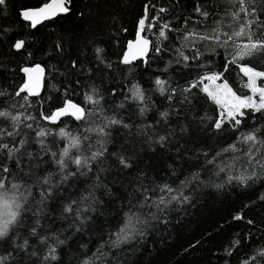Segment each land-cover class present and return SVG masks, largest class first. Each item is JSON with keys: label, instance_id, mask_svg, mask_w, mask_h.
Wrapping results in <instances>:
<instances>
[{"label": "trees", "instance_id": "obj_1", "mask_svg": "<svg viewBox=\"0 0 264 264\" xmlns=\"http://www.w3.org/2000/svg\"><path fill=\"white\" fill-rule=\"evenodd\" d=\"M47 1L5 0L0 5V111L36 117L35 121H24L33 124L32 129L21 125L28 140L21 153L8 160L7 152L0 150V165L9 168L7 173L0 172V177H6L8 198L23 205L22 223L14 229L15 234L0 240V257L7 258L4 264H81L86 256H99L97 249L105 254L102 264H243L264 247V179L250 180L247 185L227 181L229 175L251 171L245 155L249 144L237 143V137L240 132L259 128L258 135L264 138V114L244 109L246 115L238 129L225 124L216 130L213 121L219 116L218 105L202 91L207 80H202L204 76L223 73L221 79L227 80L238 96H251L241 66L264 71V51L235 63L229 61L237 52L233 35L242 25L254 21L240 36L241 41H248L249 31L253 40L264 41V0H245L249 15L240 11L239 0H66L68 12L35 28L20 18L22 10ZM146 5L148 18L141 34L151 42V48L142 58L124 64L126 46L139 31ZM198 7L209 15H201ZM160 8L167 11L159 12ZM234 12L239 15L234 17ZM157 14L159 18L153 21ZM165 22L174 29L165 30L167 39L159 37L160 25ZM150 23L153 27L149 29ZM213 30L218 31L219 41L200 38L211 36ZM189 33L194 35L185 39ZM225 33L232 36L226 46L221 43ZM21 39L25 45L17 50L14 44ZM181 52L189 59L184 60ZM35 65L44 69L42 88L25 102L22 97L28 95L26 92L20 96L15 93L25 82L23 69ZM157 78L166 82L163 94L155 83ZM134 84L143 90L144 104L131 99L129 90ZM259 84L264 86V78H259ZM89 96L99 103L88 100ZM68 100L85 109L84 119L71 115L56 123L41 119V112L55 111ZM165 111L169 116L162 120L160 113ZM112 117L131 128L113 125L106 129L110 136L104 138V157L92 162L91 171L69 177L44 199L41 192L49 186L42 183L43 177L51 173L54 182L60 179L46 150L58 156L68 143L58 135L59 129L89 137L80 150L72 149L71 155L90 156L99 149L97 140L101 137L87 130L103 126ZM0 127L11 130V120L0 117ZM38 128L50 132L43 146L35 134ZM159 136L168 138L163 145L156 142ZM3 142L11 145L12 139L5 137ZM233 143H237V151L222 152L215 163H207ZM256 147L264 153V147ZM120 156L128 159L131 167L120 165ZM229 164L231 168L219 170L218 165ZM69 170H75L70 162ZM194 174L198 179L183 188L188 202L161 205L162 211L151 203L159 186L167 183L175 188L180 180ZM13 184L20 187L15 189ZM87 191H94L95 202L80 205ZM146 195L151 198L148 204L144 202ZM74 200L73 211L65 212L64 207ZM88 204L91 206L78 218V208ZM131 213L140 220L136 235L114 247L115 234ZM238 215L243 218L235 219ZM34 226L36 235L31 233ZM44 236L49 239L41 243ZM57 238L64 243L56 244ZM24 240L28 241L26 250L17 247ZM236 240L239 245L227 255L226 249ZM53 245L55 260L49 257ZM94 264H101V260H94Z\"/></svg>", "mask_w": 264, "mask_h": 264}, {"label": "snow or ice", "instance_id": "obj_2", "mask_svg": "<svg viewBox=\"0 0 264 264\" xmlns=\"http://www.w3.org/2000/svg\"><path fill=\"white\" fill-rule=\"evenodd\" d=\"M240 3V11L245 15H249V11L247 7H245V0H239ZM5 0H0V5H4ZM65 0H51V2H45L41 7L35 9H29L22 12V18L25 21L30 22L31 27L35 28L37 24H39L42 20L49 19L50 17L63 12L66 13L69 11L67 7L64 6ZM148 6H145V16L139 20V31L136 33V39L134 41L128 42V51L124 53L122 62L124 64H129L132 60L136 59L138 56L145 55L148 51V46L151 43L147 38L141 35L145 31V21L147 17ZM167 9L160 8L159 12H166ZM197 11L200 12L201 15L207 17L209 13L207 11H202L199 7ZM255 13V8H252L251 14ZM238 12H234L233 16H238ZM159 18V14L156 17H153V21ZM258 19V18H257ZM252 23L254 21H249L248 24L242 25L241 30L239 32L234 33L235 36L239 37L244 34L245 28L251 29ZM149 29L153 27V24L150 23L148 25ZM165 30L173 31L170 27V24L165 22L160 25L159 37L163 39H167V33ZM194 35L193 33H189L185 36V39H188L189 36ZM226 39L221 41L223 45H227L230 40H232V36L227 33L224 34ZM201 39H213L220 40V36L217 30H213V34L211 36H201ZM25 45L24 40H17L14 44V47L19 50L23 48ZM59 48L60 46L57 45ZM102 49H97V52H101ZM156 51L159 52L160 48L156 47ZM264 51V41L261 40H253L251 32L248 34V43L244 44L240 47L237 52L234 54L233 59L229 61V63H235L237 59H243L245 56H252L254 54L260 53ZM183 56V53H180ZM184 60H188V56H183ZM75 66V64L73 65ZM23 71L28 74V80L19 88V90L15 93L16 96H20L21 93H27L22 97L25 102H28V97L30 95L38 94L39 88V80L43 74L44 69H42L39 65H36L34 68H24ZM225 71H227V64L225 65ZM241 71L245 76L248 77L247 87H249L253 93L252 96H238L231 87L227 80H224L223 83L216 85L215 91H210L207 85L202 89V91L206 92L209 97L212 98L213 101L220 107L221 111L216 120L213 121V126L216 130H221L225 124H229L234 130L238 129L242 124V118L245 117L244 109H252L255 112H260L264 114V87H257V79L264 78V71H256L252 67L248 65H242ZM35 74V76L33 75ZM223 73H214L211 76H204L203 79H207L209 81L215 82L216 80L221 79ZM201 81L194 82L190 85V88L197 87L198 83H202ZM156 85L159 86V91L163 94L165 92V81L157 78L155 81ZM189 89H185L188 91ZM95 91V90H94ZM131 93V99L138 100L141 104H144L146 101L145 94L141 87L138 84H134L132 88L129 90ZM172 91H175L174 89ZM259 93V102L253 99ZM3 93L0 92V95ZM88 100L92 101V97H87ZM128 99V97H126ZM171 99V96H169ZM93 103H99L98 100L92 101ZM123 107V104L120 105ZM146 111V106L140 108V112L144 113ZM23 115V120H21V116ZM71 115L76 120H82L85 118V109L71 100L65 102L63 107L57 108L55 111L50 112H41L40 117L45 121H49L52 123H56L61 117ZM161 119L166 120L169 116L167 111L160 113ZM0 117H3L5 120H11V130L0 127V150L7 152V159L12 160L13 157L16 156L17 153H21L22 149H25V145H27L28 140L25 138L27 133L22 131L21 125L24 128L32 129L33 124L24 123V121L28 120H36L35 116L32 115H24L21 114H12L9 111H0ZM113 125H122L124 128H131V125L124 123L122 119H118L115 117L108 118L107 123L103 126L97 127L96 129H88L87 131H95L101 139L97 140V144L100 145L99 149L91 152L90 156L86 155H71L72 149L80 150L85 141L89 140V137L84 136H73L71 132L66 131L65 128L61 127L59 129L58 135L61 138H64L68 141L67 145L63 147L59 155L57 156L56 152H52L50 149L46 150V154L50 152L51 157L53 158V163L58 168V173L60 175V179L57 182H54L52 179V174L49 173L47 176L43 177L42 183L44 185H48L46 191L41 192V196L44 199H47L52 195L53 189L60 187V185L67 181L69 177L75 176L77 174L85 175L86 171L92 170V162L97 161L98 159L104 157L107 152L106 143L107 140L105 137H109L110 133L106 131V129L111 128ZM147 127H151L148 125ZM183 130V129H182ZM259 128H255L248 132H240V135L237 137V143H246L249 144V150L245 153L248 157V164L251 166V171H247L244 174L238 176L229 175L227 181L230 183L233 180L238 181L242 185H247L248 181L255 179H264V153H261V148L256 147L259 144L261 147H264V138H261L258 133H260ZM36 137L39 138L38 142L41 146L44 145V138L50 134L49 131L44 128L36 129ZM5 137L11 138L12 143L3 142ZM16 137H21L19 140H16ZM167 136H159L157 143L163 145L167 141ZM237 143H233L228 145L226 148L222 149L221 152L216 153L212 159L208 160V164H213L216 162L217 157H219L222 152L237 151ZM91 147V145H89ZM26 152V150H25ZM23 154V153H22ZM28 156L32 154L30 152H26ZM115 155V153H113ZM19 158H17V163H19ZM69 162L75 165V170H69ZM119 164L124 168L131 167V164L128 159H125L123 156L119 157ZM219 170L221 172L225 171L226 168H231L232 165H223L219 166ZM86 170V171H83ZM259 170V171H258ZM0 172L7 173L9 172V168L3 165H0ZM6 177H0V240H7L13 236L14 229H16L21 223V212L23 211V205L21 203H17L14 199L9 200L5 185ZM198 176L193 175L191 179L185 178L180 180L175 188L170 184H164L158 187L157 190H154V195L158 192V196L155 199H152L151 203L155 205V207L162 211L163 209L160 207L163 205L167 207L168 204L173 201L177 203H186L189 200V197L184 195L183 188L185 185L192 183L197 180ZM13 188L18 189L20 185L13 184ZM218 188L223 187V185H217ZM147 191V190H145ZM29 195L31 193L29 192ZM151 198L147 195L145 196L144 202L148 204ZM264 199V197H262ZM85 201L95 202V193L94 191H87L85 194L81 196L79 201L80 205H84ZM42 202V201H41ZM77 201H72L68 205L64 207V211L71 213L73 211V205H76ZM91 204H88L86 207H80L77 210V217L79 218L80 213L82 211L87 210V207H90ZM151 206V205H149ZM243 217L238 215L235 219H242ZM37 221V225H38ZM140 223L139 217L135 216V213L127 214V218L124 222V225L119 229V231L115 234L116 240L112 241L114 247H118L121 243H125L128 240L132 239L137 232L136 224ZM249 224L253 223L251 220L248 221ZM31 233L36 235L37 228L34 226L31 229ZM142 234V233H141ZM49 237L44 236L41 237V243L46 242ZM63 240L56 239V244H63ZM239 240L234 242L232 248L226 249V254L231 255L232 251L236 246L239 245ZM28 246V241L24 240L22 244L17 245L18 248L26 250ZM99 256L97 253H93L92 257L86 256L85 259L81 262V264H94V260H101L105 255L100 252V249H97ZM49 257L53 260L57 259L56 256V246L53 245L49 248ZM6 257H0V264H4ZM48 259V257H45ZM243 264H264V247H261L255 252L247 257Z\"/></svg>", "mask_w": 264, "mask_h": 264}, {"label": "rangeland", "instance_id": "obj_3", "mask_svg": "<svg viewBox=\"0 0 264 264\" xmlns=\"http://www.w3.org/2000/svg\"><path fill=\"white\" fill-rule=\"evenodd\" d=\"M240 30H241V28H240ZM239 30V31H240ZM245 30H246V28H245ZM244 30V31H245ZM243 35H241V37H242ZM233 37H234V40H233V43H232V45L238 50L240 47H242L244 44H246V43H248V41H241V37L239 36V37H237V36H235V35H233ZM223 79H219V80H216L215 82H212V81H209V80H206V82H205V84H204V87H205V85H207V87L209 88V90L210 91H215L216 90V85H219V84H221V83H223ZM257 87H264V86H262L261 84H259V79H257ZM253 95V93L251 94V96ZM253 99L255 100V101H257V102H259V93H257L255 96H253ZM218 108H219V113H220V111H221V109H220V107L218 106ZM244 111V110H243Z\"/></svg>", "mask_w": 264, "mask_h": 264}, {"label": "water", "instance_id": "obj_4", "mask_svg": "<svg viewBox=\"0 0 264 264\" xmlns=\"http://www.w3.org/2000/svg\"><path fill=\"white\" fill-rule=\"evenodd\" d=\"M47 2H51V0H49V1H47ZM42 6V5H41ZM41 6H39V7H41ZM64 6L66 7V0H65V4H64ZM38 8V7H37ZM30 9H35V8H30ZM25 10H29V9H25ZM25 10H22L21 11V13H20V18L24 21V22H26V23H29L30 24V22H28V21H25L23 18H22V12L23 11H25ZM61 14H64L63 12H60V13H58V14H56V15H54V16H52V17H50L49 19H46V20H42L39 24H37V26H39V25H41V24H43V23H45V22H47V21H49V20H52V19H54V18H56L57 16H59V15H61ZM36 26V27H37ZM33 28V27H32ZM142 35V34H141ZM143 36V35H142ZM146 38V37H145ZM135 39H136V37H135ZM135 39H133V40H131V41H134ZM150 48H151V44H149V46H148V51H147V53L149 52V50H150ZM128 51V44H127V46H126V50H125V52H127ZM146 53V54H147ZM143 56H145V55H142V56H138L136 59H134V60H132V61H135V60H137V59H140V58H142ZM36 66V65H35ZM35 66H33V67H26V68H34ZM40 66V65H39ZM42 69H43V67L42 66H40ZM24 74H25V82L28 80V74L27 73H25L24 72ZM34 76H35V74H33ZM43 78H44V71H43V74H42V76L40 77V80H39V88H38V93L41 91V88H42V84H43ZM24 82V83H25ZM73 102V101H72ZM73 103H75V102H73ZM76 104V103H75Z\"/></svg>", "mask_w": 264, "mask_h": 264}]
</instances>
